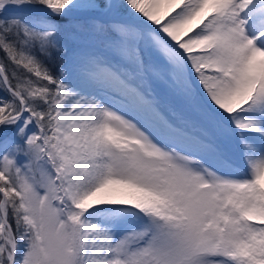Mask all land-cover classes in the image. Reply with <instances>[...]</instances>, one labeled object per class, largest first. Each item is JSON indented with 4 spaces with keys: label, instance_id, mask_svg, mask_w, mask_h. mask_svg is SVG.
Wrapping results in <instances>:
<instances>
[{
    "label": "snow or ice",
    "instance_id": "obj_1",
    "mask_svg": "<svg viewBox=\"0 0 264 264\" xmlns=\"http://www.w3.org/2000/svg\"><path fill=\"white\" fill-rule=\"evenodd\" d=\"M0 264H264V0H0Z\"/></svg>",
    "mask_w": 264,
    "mask_h": 264
}]
</instances>
